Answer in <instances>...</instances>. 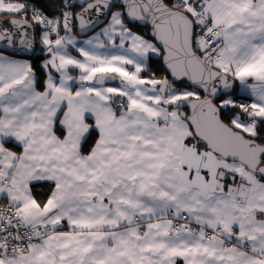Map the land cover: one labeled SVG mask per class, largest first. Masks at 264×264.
Here are the masks:
<instances>
[{"label":"snow or ice","instance_id":"1","mask_svg":"<svg viewBox=\"0 0 264 264\" xmlns=\"http://www.w3.org/2000/svg\"><path fill=\"white\" fill-rule=\"evenodd\" d=\"M0 264H264V0H0Z\"/></svg>","mask_w":264,"mask_h":264},{"label":"trees","instance_id":"2","mask_svg":"<svg viewBox=\"0 0 264 264\" xmlns=\"http://www.w3.org/2000/svg\"><path fill=\"white\" fill-rule=\"evenodd\" d=\"M41 3L45 6H48L51 8L52 12H55L56 10V6L59 3V0H41ZM37 52L36 54L29 58L32 60L33 65L36 67L37 69V73L38 75H42V71L39 68L40 63L45 59V54L41 49L40 44L37 42ZM162 60L158 57H153V59L150 62V68L152 71H157L158 69L162 71ZM237 88H239V86L237 85Z\"/></svg>","mask_w":264,"mask_h":264},{"label":"water","instance_id":"3","mask_svg":"<svg viewBox=\"0 0 264 264\" xmlns=\"http://www.w3.org/2000/svg\"><path fill=\"white\" fill-rule=\"evenodd\" d=\"M36 52H37V45L35 46V49L32 52L28 53L27 55H25L23 57L31 58L36 54Z\"/></svg>","mask_w":264,"mask_h":264},{"label":"crops","instance_id":"4","mask_svg":"<svg viewBox=\"0 0 264 264\" xmlns=\"http://www.w3.org/2000/svg\"><path fill=\"white\" fill-rule=\"evenodd\" d=\"M80 38H82V37H80ZM23 58H25V59H29V58H26V57H23Z\"/></svg>","mask_w":264,"mask_h":264},{"label":"rangeland","instance_id":"5","mask_svg":"<svg viewBox=\"0 0 264 264\" xmlns=\"http://www.w3.org/2000/svg\"><path fill=\"white\" fill-rule=\"evenodd\" d=\"M31 60V59H30ZM32 61V60H31ZM33 63V62H32Z\"/></svg>","mask_w":264,"mask_h":264}]
</instances>
